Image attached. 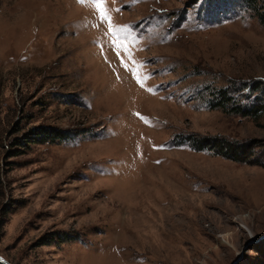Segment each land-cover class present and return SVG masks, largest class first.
Masks as SVG:
<instances>
[{
  "label": "rangeland",
  "instance_id": "374dc122",
  "mask_svg": "<svg viewBox=\"0 0 264 264\" xmlns=\"http://www.w3.org/2000/svg\"><path fill=\"white\" fill-rule=\"evenodd\" d=\"M230 2L103 0L118 57L92 0H0L4 260L264 264V111L209 105L218 88L264 98V26ZM37 126L70 137L15 143ZM194 137L254 145L262 165Z\"/></svg>",
  "mask_w": 264,
  "mask_h": 264
},
{
  "label": "trees",
  "instance_id": "16d2710c",
  "mask_svg": "<svg viewBox=\"0 0 264 264\" xmlns=\"http://www.w3.org/2000/svg\"><path fill=\"white\" fill-rule=\"evenodd\" d=\"M233 3H242L246 9H249L252 12L253 16L257 18L258 22L264 26V0H231L230 4L233 5ZM252 87L254 88L249 90L251 93L256 90L255 84ZM209 97L210 108L220 107V109L226 110L227 107H230L232 112L238 111L240 114H242V116L256 115L264 111V98L261 96H253L251 101L245 106L239 103L234 105L235 101L233 100L232 96L228 94V91L222 88L212 91ZM236 101L238 102V100ZM68 137H70L68 130L37 126L29 129L20 137L15 138V143L22 146L27 145V143H53L54 141L63 140ZM190 140L192 142V147L196 150L209 149L213 151L214 154L233 161H247V163L253 165H262V162L259 160L257 162L256 159H249L253 154L251 152V148L254 147V145L231 142L224 138L217 137H194V139ZM48 235V238L43 240V243H48L52 239H57L58 242H64L72 238V236L69 234L61 232H51Z\"/></svg>",
  "mask_w": 264,
  "mask_h": 264
},
{
  "label": "snow or ice",
  "instance_id": "6c2138e0",
  "mask_svg": "<svg viewBox=\"0 0 264 264\" xmlns=\"http://www.w3.org/2000/svg\"><path fill=\"white\" fill-rule=\"evenodd\" d=\"M84 0H78V3H83ZM92 3L94 4L95 8L100 11V22L101 24L107 23L108 24V29L107 33L111 35L115 40H117V44L114 45V50L116 51V55L119 57L120 56V51H119V38H118V32L125 31V29H115L113 28L111 17L104 11L102 4L103 0H92ZM119 11V10H118ZM124 67L127 68V65L124 64ZM144 80H147L148 77H144ZM137 83L143 87V83L141 82L140 77H137ZM151 91V89H149Z\"/></svg>",
  "mask_w": 264,
  "mask_h": 264
},
{
  "label": "water",
  "instance_id": "95a60500",
  "mask_svg": "<svg viewBox=\"0 0 264 264\" xmlns=\"http://www.w3.org/2000/svg\"><path fill=\"white\" fill-rule=\"evenodd\" d=\"M234 263L235 262H232L231 264H234ZM0 264H9V263L0 256Z\"/></svg>",
  "mask_w": 264,
  "mask_h": 264
}]
</instances>
